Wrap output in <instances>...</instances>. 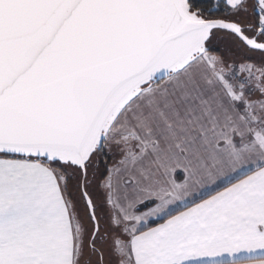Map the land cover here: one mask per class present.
Listing matches in <instances>:
<instances>
[{
	"label": "snow or ice",
	"instance_id": "1",
	"mask_svg": "<svg viewBox=\"0 0 264 264\" xmlns=\"http://www.w3.org/2000/svg\"><path fill=\"white\" fill-rule=\"evenodd\" d=\"M220 10L0 0V264H264V68L210 51L264 0Z\"/></svg>",
	"mask_w": 264,
	"mask_h": 264
},
{
	"label": "rangeland",
	"instance_id": "2",
	"mask_svg": "<svg viewBox=\"0 0 264 264\" xmlns=\"http://www.w3.org/2000/svg\"><path fill=\"white\" fill-rule=\"evenodd\" d=\"M249 18V17H248ZM212 49H221V53L220 52H213L214 54L220 55L222 56L226 63L228 65H234L236 67V70L239 72V65L241 64H252L255 65L257 68H264V55H260V54H251L248 53L244 50H246L244 47L242 48L241 45L238 44V42H236V40H234L233 38L227 36V35H222L220 37H218L214 43L213 46L211 47ZM244 49V50H243ZM230 52H232L233 56H231ZM248 54V55H247ZM253 59L254 62L257 63H250L247 60H251ZM240 75L243 76H247V73H240ZM250 88H252V98L253 99H257L260 98V93L258 90H255L253 86L250 85ZM106 153H110L111 154V158L110 161L108 162V164L106 163V161H102L105 165V167H103V165H100V163H98L99 158H101V156L104 154H101L99 157H97V169H96V175L89 176V179L92 181L93 184V194H94V198H100L103 199L104 197V189L101 187V184L104 180V178L107 176V169L112 167L114 164H116L118 162V160L120 159V154L119 151L117 149H113L111 152H106ZM100 165V166H99ZM104 212H105V218L102 219V224H107V214L110 212V209H108L107 205H105L104 208Z\"/></svg>",
	"mask_w": 264,
	"mask_h": 264
},
{
	"label": "trees",
	"instance_id": "3",
	"mask_svg": "<svg viewBox=\"0 0 264 264\" xmlns=\"http://www.w3.org/2000/svg\"><path fill=\"white\" fill-rule=\"evenodd\" d=\"M198 2L200 3V6H202V7H211L213 5L219 4L220 7H221V10L218 11V12L212 13V15L213 16H216V17H221V16L224 15V11H223L224 0H198ZM240 20L243 23H249V22H254L255 17H249V18H242V17H240ZM222 35H227V36L231 37L228 33L218 32L217 33V38L220 37V36H222ZM231 38H233V37H231ZM236 42H238V44L241 45L242 48L244 47L246 50H244V49L243 50L246 51V52H248V53L264 55V52H259V51L251 50L248 47H246L245 45H243L242 43H240L239 41H236ZM212 46H213V44L210 46V51H212V52H215L216 51V52H220V53L222 52L221 49H217V50L212 49L211 48ZM230 54H231V56H233L232 55L233 54L232 52H230ZM247 61L250 62V63H257V62H254L253 59L247 60ZM110 158H111V154L110 153H104L101 156V158H99L98 163H100V165H103V167H105L106 164H104L102 161H104V162L106 161V163L108 164V162L110 161Z\"/></svg>",
	"mask_w": 264,
	"mask_h": 264
},
{
	"label": "crops",
	"instance_id": "4",
	"mask_svg": "<svg viewBox=\"0 0 264 264\" xmlns=\"http://www.w3.org/2000/svg\"><path fill=\"white\" fill-rule=\"evenodd\" d=\"M241 17L242 18H248V17H245V16H241ZM176 178H177L178 181L183 179V176H182V174L179 173V171H178V174H177Z\"/></svg>",
	"mask_w": 264,
	"mask_h": 264
},
{
	"label": "water",
	"instance_id": "5",
	"mask_svg": "<svg viewBox=\"0 0 264 264\" xmlns=\"http://www.w3.org/2000/svg\"><path fill=\"white\" fill-rule=\"evenodd\" d=\"M221 32H223V31H221ZM223 33H226V32H223ZM247 47V46H246ZM255 51H259V50H255ZM259 52H264V51H259Z\"/></svg>",
	"mask_w": 264,
	"mask_h": 264
}]
</instances>
